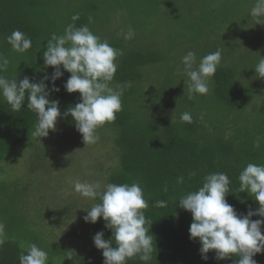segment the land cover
<instances>
[{
  "label": "trees",
  "instance_id": "obj_1",
  "mask_svg": "<svg viewBox=\"0 0 264 264\" xmlns=\"http://www.w3.org/2000/svg\"><path fill=\"white\" fill-rule=\"evenodd\" d=\"M203 1L209 0H0V54L9 60L7 70L0 75L8 79L19 82L27 76L38 83L45 76L51 78L55 69L45 67L43 60L47 40L51 34L62 35L70 23L88 25L101 41L121 53L110 87H126L122 110L115 121L106 123L104 139L115 163L105 184L141 183L150 204L145 216L153 222L149 234L156 246L151 261L142 262L137 257L127 264H235L239 257L217 260L215 252L203 260L199 241L189 238L192 216L177 206L180 195L198 190L210 173H227L230 192L226 201L238 214L259 208L251 195L239 192L238 177L248 163L264 164V78L254 69L260 57L264 58V17L246 16L229 5L222 11L195 8ZM77 13L80 19L73 22L71 17ZM155 21L178 25L179 33L170 32L163 38ZM217 26L220 31L223 26L230 30L222 34ZM129 27L134 36L126 40L121 33ZM16 29L31 38L32 47L24 53L13 51L5 39ZM202 38L203 42L208 39L204 45ZM218 49L222 59L209 92L190 93L189 79L182 74V57L193 51L198 66L203 56ZM246 61H250L249 69ZM60 68L63 75L55 81L60 91L49 96L59 101L58 119L80 102L79 93L64 89L70 73ZM46 83L51 89L50 80ZM27 103L26 94L22 109L13 111L0 96V165L17 161L20 156L16 150L23 152L37 138L33 134L37 117L27 109ZM184 112L191 113V123L181 122ZM191 172L196 175L190 177ZM181 176L184 183L178 184ZM165 186L167 192L163 191ZM4 187L0 186V195ZM160 199L168 201L166 208L151 207ZM92 201L100 202L98 198ZM1 218L0 264H20L21 252L26 254L31 244L47 252V264H104L102 251L93 243L97 232L112 235L102 218L91 224L94 233L90 227L84 240L73 248L46 247L44 241L49 240L38 234L39 229L29 227L26 216L15 218L9 208ZM261 233L264 235V225ZM253 258L264 264V251Z\"/></svg>",
  "mask_w": 264,
  "mask_h": 264
},
{
  "label": "clouds",
  "instance_id": "obj_2",
  "mask_svg": "<svg viewBox=\"0 0 264 264\" xmlns=\"http://www.w3.org/2000/svg\"><path fill=\"white\" fill-rule=\"evenodd\" d=\"M250 15L255 18L264 17V0H256ZM80 19L79 14L71 17L73 22ZM89 18V23H91ZM124 39H132L134 31L131 27L122 32ZM13 51L24 53L32 47L31 38L19 29L14 30L6 38ZM43 52L45 67H53L51 78L45 76L40 82H31L24 77L8 79L0 75V96L10 105L13 111H20L25 104L27 109L37 117L34 135L47 137L50 131H56L58 118L61 116L59 101L50 100L51 92H59L55 81L62 77L63 70L70 73L64 84L68 93H79L80 102L70 106L64 116H71L75 129L82 136L85 145L95 144L99 140L96 130L116 119L122 110V96L126 86L117 84L110 87L118 65L116 59L121 53L101 41L88 25L76 27L70 23L62 35L51 34ZM260 57V56H259ZM222 59L221 50L203 56L197 66V57L188 51L182 57L183 75L189 79V92L206 95L209 84L214 79L217 67ZM9 60L0 54V73L7 70ZM259 77L264 78V58L259 59L254 68ZM52 85L48 87L49 81ZM190 99L193 98L191 95ZM181 122L191 123L192 115L184 112L180 115ZM195 172L189 176H195ZM239 192H247L259 204L255 211L238 214L226 201L230 192V179L227 173H210L203 178L202 186L196 191L180 195L177 206L189 212L192 223L189 227V238L198 240L201 258L207 260L209 252H215L217 260H225L235 255L239 259L235 264H257L253 258L264 251V235L261 227L264 219L253 220V216L264 217V164L248 163L239 174ZM178 184L184 178L178 177ZM99 182L89 183L77 181L74 190L88 199H99L87 215L86 223L95 224L98 219L105 221V227L112 231V238L105 240L104 232H97L93 237L94 246L102 251L104 264H127V260L137 258L149 262L156 251L153 235L149 234L152 221L145 216V209L150 207L145 199L144 190L139 181L131 184L107 183L101 189ZM167 192V186L163 189ZM168 201L160 199L151 207L164 209ZM4 225L0 223V231ZM115 244V247L112 245ZM20 264H47L48 254L35 244L28 246L19 256Z\"/></svg>",
  "mask_w": 264,
  "mask_h": 264
},
{
  "label": "rangeland",
  "instance_id": "obj_3",
  "mask_svg": "<svg viewBox=\"0 0 264 264\" xmlns=\"http://www.w3.org/2000/svg\"><path fill=\"white\" fill-rule=\"evenodd\" d=\"M255 3L256 0H209L195 8L215 7L222 11L229 5L247 16ZM159 22L155 21L154 25L161 37L167 38L170 32L179 33L178 25ZM146 29L148 35L153 33L152 27ZM215 29L222 34L230 30L228 26L221 27V31L218 26ZM207 40L203 42L202 38V45ZM245 67H251L250 61H246ZM107 130L106 124L99 127L96 130L99 140L85 145L73 118L64 116L58 119L56 131H50L47 137H37L23 152L16 150L20 156L17 161H5L0 165V186H5L0 195V220L8 208L15 218L26 216L29 227L39 229L38 234L49 240L44 241L46 247L73 248L84 240L90 229L94 233L92 223L84 221L94 202L77 193L74 184L77 181L99 182L100 190L103 189L115 163L108 152L109 142L104 139ZM110 234L104 237L112 236Z\"/></svg>",
  "mask_w": 264,
  "mask_h": 264
}]
</instances>
